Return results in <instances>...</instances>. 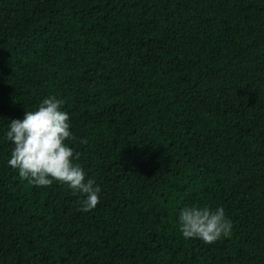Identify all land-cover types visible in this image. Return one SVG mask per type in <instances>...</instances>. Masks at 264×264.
<instances>
[{"label": "trees", "instance_id": "16d2710c", "mask_svg": "<svg viewBox=\"0 0 264 264\" xmlns=\"http://www.w3.org/2000/svg\"><path fill=\"white\" fill-rule=\"evenodd\" d=\"M52 95L88 212L8 164ZM192 205L231 233L183 238ZM0 264H264V0H0Z\"/></svg>", "mask_w": 264, "mask_h": 264}, {"label": "clouds", "instance_id": "9594fccd", "mask_svg": "<svg viewBox=\"0 0 264 264\" xmlns=\"http://www.w3.org/2000/svg\"><path fill=\"white\" fill-rule=\"evenodd\" d=\"M64 100L52 95L33 111H26L22 120L14 119L6 133L13 145L8 164L18 170L21 179L36 187H50L53 182L81 194V211L88 212L99 203L101 189L92 179L86 180L79 153L67 141L76 137L70 131L69 114L62 111ZM86 143V140H81ZM233 228L222 207L187 206L179 214V231L185 239H199L207 245L228 236Z\"/></svg>", "mask_w": 264, "mask_h": 264}]
</instances>
